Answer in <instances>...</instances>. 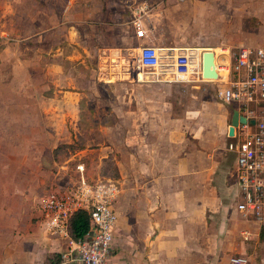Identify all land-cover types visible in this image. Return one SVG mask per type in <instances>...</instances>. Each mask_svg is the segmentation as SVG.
Listing matches in <instances>:
<instances>
[{
	"label": "crops",
	"instance_id": "1",
	"mask_svg": "<svg viewBox=\"0 0 264 264\" xmlns=\"http://www.w3.org/2000/svg\"><path fill=\"white\" fill-rule=\"evenodd\" d=\"M141 8L145 11L137 29L134 21ZM56 16L61 20L57 29L65 34L56 46L46 47L47 55L55 49L51 54L59 63H74L82 56L71 55L61 43L78 44L94 60L89 84L108 86L117 99H150L151 105L137 113V122H128L130 112H123L116 113L114 126H100L105 138L96 144L98 156L112 159L118 169V179L110 180L118 190V223L108 264H230L236 256L264 264V224L237 210L236 155L228 150L236 109L210 93L227 81L238 49L264 48V0H68L63 14ZM49 18L41 14L42 23ZM41 30L48 39V26ZM143 47L159 49V67L141 65ZM207 51L216 56L218 82L202 77ZM182 55H191L192 70L199 64L198 77L188 83L195 90L192 99L201 101L187 103L184 115H175L172 101L160 98L171 95L167 87L189 76L177 72ZM48 75L47 88L56 82ZM58 78L57 86L63 88L55 99L45 96L48 89L41 90L45 107L19 118L15 111L10 121L0 123V130L23 132L20 139L5 141L12 146L10 160L0 157V264H50L68 249L66 240L48 232L40 211L51 191L45 190V153L48 147L73 142L51 133L68 129L70 117L73 130H81L80 94L70 100L63 90L66 77ZM65 188L70 187L52 190Z\"/></svg>",
	"mask_w": 264,
	"mask_h": 264
},
{
	"label": "rangeland",
	"instance_id": "2",
	"mask_svg": "<svg viewBox=\"0 0 264 264\" xmlns=\"http://www.w3.org/2000/svg\"><path fill=\"white\" fill-rule=\"evenodd\" d=\"M67 1L0 0V123L10 121V117L15 114V111L17 118H19L24 113L26 115L31 110L34 112V109H40L41 105L45 107L46 102L42 103L45 99L41 97V90L45 93V90L48 89V94L45 93V96L55 99L57 90L63 88L61 85L57 86L58 76L61 79L66 77L64 83L66 88L63 90L68 92L70 100L74 93L80 94V96L75 95L80 97V133L73 130V126L70 124L71 117L67 120L68 129L65 127L63 131L51 133L55 137L59 135L72 137L73 142L71 145L73 147L66 153L60 152V162L55 161L53 152L62 145L57 148L48 147L43 162L44 169L49 174V182L45 187L47 192L61 186H75L81 179V173L78 170L79 165L84 167V177L91 184L111 183L110 180H117L118 169H116L114 161H111L112 159L100 160L98 151H96V144L102 142L105 138L104 133L99 131L100 126H114L116 122H119L116 113L121 114L123 112L124 114L130 112L127 114L128 122H137L139 120L137 113L146 108V104L151 105L150 99L134 97L117 99L116 93L109 91L108 86L100 87L89 84L88 77L93 74L94 60L78 44L70 46L68 43H61L65 45L64 49L70 52L71 55L80 54L82 56L80 60H74V63L68 60L59 63L58 59L53 58L51 54L55 49H48L49 55L46 54V47L56 46L65 34L64 31H58L57 29V24L61 20L58 21L59 17L56 14H63V8L66 6ZM44 13L49 14L50 17L45 24L41 22V14ZM42 26H48L51 31L48 39H46V35L43 36ZM85 46L88 47V44ZM219 52L221 51L219 50ZM48 64L49 66H47ZM58 65H60L59 68ZM198 67L199 64L197 67L194 64V74H190L184 83H175L167 87V92L171 90V95L160 93L162 94L161 101H172L175 115H184L187 103L193 102L197 105L201 101V98L192 99L195 90H193L192 84L188 83L198 77ZM48 72L49 78L54 79L56 82L53 85L50 82V87L47 88L45 79ZM221 73L222 75L226 74L225 70H222ZM211 82L218 81L211 80ZM42 87L43 89H41ZM159 87V91H163L164 87ZM218 88L219 83L218 87L210 89V93L215 97H217ZM107 93L109 98L105 97ZM117 95H119V92H117ZM51 102L55 107L58 105L55 100H51ZM160 110L161 108L157 109L156 112ZM62 120L64 121V119ZM92 127H94V131H90ZM35 133L38 134L37 131ZM8 134L10 135L4 140V136ZM22 134L21 131L10 130L9 132L1 128L0 143H3L0 144L1 158L9 161L8 153L13 151L12 146L6 147L5 141L11 140L12 142L14 139H20L23 136ZM82 147L85 150L81 151L80 148ZM0 164L3 163L0 162ZM57 179H61V181L56 184L54 182Z\"/></svg>",
	"mask_w": 264,
	"mask_h": 264
},
{
	"label": "built area",
	"instance_id": "3",
	"mask_svg": "<svg viewBox=\"0 0 264 264\" xmlns=\"http://www.w3.org/2000/svg\"><path fill=\"white\" fill-rule=\"evenodd\" d=\"M145 8L136 14L134 25L141 28ZM139 30L138 35L143 36ZM160 52L155 47H143L139 61L143 67L160 66ZM191 55L176 60L179 74L189 73ZM223 81V80H222ZM218 99L232 105L246 124H239L228 144L236 155L238 173L237 210L244 217L264 224V48H240L232 56L227 81L217 90ZM255 121L251 125V121ZM80 181L73 187L51 190L40 203V211L49 233L66 240L68 249L62 255L63 263L108 264L113 254L115 228L118 215L114 208L118 190L111 183H89L78 166ZM78 212L91 218L88 234L80 240L70 235V221ZM230 264H249L245 256H236Z\"/></svg>",
	"mask_w": 264,
	"mask_h": 264
},
{
	"label": "trees",
	"instance_id": "4",
	"mask_svg": "<svg viewBox=\"0 0 264 264\" xmlns=\"http://www.w3.org/2000/svg\"><path fill=\"white\" fill-rule=\"evenodd\" d=\"M72 145H63L59 148H57L54 152V158L56 162H60V152L66 153L69 149H71ZM85 148H80V150H83ZM91 228V218L90 215L86 212H78L76 213L71 221H70V235L74 240H80L83 239ZM55 260L54 262H51L50 264H60L62 261V256H54Z\"/></svg>",
	"mask_w": 264,
	"mask_h": 264
},
{
	"label": "water",
	"instance_id": "5",
	"mask_svg": "<svg viewBox=\"0 0 264 264\" xmlns=\"http://www.w3.org/2000/svg\"><path fill=\"white\" fill-rule=\"evenodd\" d=\"M216 56L213 52L207 51L202 56V77L206 80H218L219 75L216 67ZM247 120L245 117L240 116L239 112L236 110L232 117V122L229 130V137H233L235 134V129L239 124H246ZM251 125L255 124V121L250 122Z\"/></svg>",
	"mask_w": 264,
	"mask_h": 264
},
{
	"label": "bare ground",
	"instance_id": "6",
	"mask_svg": "<svg viewBox=\"0 0 264 264\" xmlns=\"http://www.w3.org/2000/svg\"><path fill=\"white\" fill-rule=\"evenodd\" d=\"M190 74H194V71H193V70H192V71H190L188 75H190Z\"/></svg>",
	"mask_w": 264,
	"mask_h": 264
}]
</instances>
